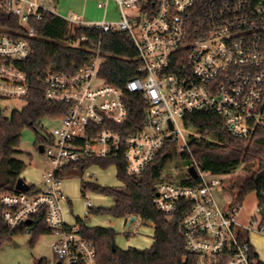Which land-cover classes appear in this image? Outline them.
I'll return each mask as SVG.
<instances>
[{"label":"built area","instance_id":"2783aa9c","mask_svg":"<svg viewBox=\"0 0 264 264\" xmlns=\"http://www.w3.org/2000/svg\"><path fill=\"white\" fill-rule=\"evenodd\" d=\"M113 1L118 6L116 21L85 22L72 14L64 19L72 28L129 35L141 65L124 89L142 102L141 124L115 129L128 119L126 94L99 78V45L72 74L46 70L39 79L41 101L64 112L43 119L56 123L51 131L44 129L42 145L52 170L42 174V187L35 193L15 190L0 195V225L9 232L31 234L44 220L55 237L53 264H97L93 242L62 219L64 197L56 175L66 166L122 158L127 173L140 175L166 140L175 142L180 153L185 151L183 118L198 111L216 114L237 139H250L264 128V0ZM0 12L15 17L22 29L0 33V99L25 102L29 84L18 64L30 57L27 40L35 36L33 25L47 13L57 15L56 7L54 0H0ZM89 42L81 37L69 45L77 48ZM190 168L196 173L195 184L160 183L153 205L169 220L178 203L188 205L179 232L197 264H254L249 235L264 236L263 213L257 209L254 226L238 224L240 206L228 199L226 176L202 171L196 163Z\"/></svg>","mask_w":264,"mask_h":264},{"label":"trees","instance_id":"16d2710c","mask_svg":"<svg viewBox=\"0 0 264 264\" xmlns=\"http://www.w3.org/2000/svg\"><path fill=\"white\" fill-rule=\"evenodd\" d=\"M35 36L28 39L31 50L30 57L18 66L26 73L29 84V96L20 110H13L6 115L0 104V195L15 192L16 181L26 169V164L14 155L20 145L21 133L25 128L32 129L36 134L37 147L46 141L44 135L36 129L46 117L61 116L63 108L44 104L41 101L39 79L48 69L60 73L72 74L85 65L92 54L94 46L99 45L102 64L98 76L106 83L125 92L128 107V119L116 130L129 128L131 123L139 126L142 121V102L127 93L124 85L127 80L138 75L141 62L137 50L125 32L102 33L98 28H72L61 16L45 14L43 19L33 25ZM15 17L0 12V33L21 31ZM74 33V34H73ZM73 35V36H72ZM88 37L91 42L81 43L79 47L69 45L70 41ZM1 103V99H0ZM108 126V125H106ZM105 127V126H104ZM184 129H194L198 136L189 135L185 151L180 153L175 142L166 140L163 147L154 157L148 168L140 175H131L125 170V162L117 159H89L81 163L66 166L56 177L61 180L68 175L80 176L89 166L97 165L107 168L115 165L116 177L122 187H103L95 183L81 182V192L87 191L110 196L114 206L109 209L88 208L92 215H109L114 218L137 217L143 222L152 223L154 243L148 249L129 248L120 250L115 245L116 233L112 229L102 227H86L82 220L76 219L78 231L82 238L93 242L96 247L97 264H197L196 256L188 252L185 239L179 232V221L185 211L183 202L178 203L174 218L169 220L153 205L156 186L163 182L181 186L195 184V179L187 170L193 163L202 170L217 175H230L239 168L249 173L241 183L233 182L225 190L236 193L232 206H241L245 197L255 193L258 209L264 215V128L256 130L247 140L231 136L220 117L211 111H198L187 114L183 118ZM180 163L185 173L174 177L167 167ZM36 192L34 185L29 184L28 194ZM188 208V207H187ZM18 233H11L0 225V245L10 241ZM29 241L33 247L42 235H51V230L44 220L36 225ZM254 264H264L258 256L251 253ZM39 264H48L45 259Z\"/></svg>","mask_w":264,"mask_h":264},{"label":"rangeland","instance_id":"374dc122","mask_svg":"<svg viewBox=\"0 0 264 264\" xmlns=\"http://www.w3.org/2000/svg\"><path fill=\"white\" fill-rule=\"evenodd\" d=\"M107 0H88L87 3V13L91 16L93 19L91 22H96L103 17L104 10H99L97 8L98 3H105ZM83 6V4H82ZM118 13V6L114 3L113 0H108L107 4V16L108 18H115L116 14ZM130 14V12H128ZM87 21V20H85ZM1 108L4 110L6 115H9L13 110H20L24 105L25 102L21 100H6L2 101ZM56 123L51 120H43L39 124L40 128L38 127L36 129L37 133L40 135H44V129L51 131L53 127H55ZM184 129V128H183ZM185 135L188 137L189 135L198 136L196 131L194 129H184ZM176 149L178 150V145H175ZM19 153L14 155V158L24 162L26 164V171L25 177L27 183L28 181V174L30 177L38 178L41 176V174L45 172H50L52 170V165L50 164L48 158L40 153L38 151V147L36 144V134L33 132L32 129L25 128L21 133V140L20 145L16 149ZM167 170L174 176L179 177L180 175L185 173L184 167L176 162L173 164H170L167 167ZM115 169L112 166H108L104 169L100 174L98 175V179L100 182L106 184V185H114L116 184V178H115ZM249 176V173L245 170L239 168L237 172L234 174L227 175L224 179V185L226 187L230 186L231 183L237 182L241 183L245 178ZM68 177V176H66ZM85 178V176H82ZM36 184H39V182L35 181ZM77 183L76 180H68L63 183V189L65 187L67 188L68 197L70 200H72V211L74 214H82L83 210V202L79 199L73 197V194H75L74 187ZM73 189L72 193L70 192V189ZM236 193L230 192L228 199H234ZM85 198H89L92 202L93 206L96 207V205H108L110 202V199L104 198V199H95L92 197V195L89 192H86ZM225 199L224 196H221V199ZM258 202L256 198L255 193L248 194L245 199L243 200L236 220L238 224L242 226H254L252 223V220H258V214H257V207ZM111 222V226L114 227V229H119V221L115 220L114 218L109 219ZM143 227L141 228V232L145 231V228H149L148 225H150L149 222H144L142 224ZM151 230V229H150ZM257 236H261L256 233H250L249 239L250 243L253 242L254 238ZM32 235L31 234H24V233H18L11 237L10 241H6L3 244L0 245V264H36L40 259H46V261L49 264H53L54 258L51 251V243L55 239L53 235H42L37 239L36 244L33 247H30L29 241L31 240ZM126 238L121 235H116L115 237V245L117 248L119 246H123ZM123 244V245H122ZM253 244V243H252ZM263 252H264V247ZM261 258L264 260V253L260 255Z\"/></svg>","mask_w":264,"mask_h":264},{"label":"crops","instance_id":"0c3cea01","mask_svg":"<svg viewBox=\"0 0 264 264\" xmlns=\"http://www.w3.org/2000/svg\"><path fill=\"white\" fill-rule=\"evenodd\" d=\"M87 3H88V0H54V5L56 7L57 15L64 18V17H67L68 15L72 14V15L79 16L83 21L87 20L85 22H91L93 19L87 13V11H88L87 10ZM82 4H83V6H82ZM98 4H100V3H98ZM98 4H97V8L99 10H104V14H103L102 18L96 19V20H98L96 22L116 21L118 19L119 13H117L116 17L113 19L108 18V16H107L108 0L105 1V3H102L105 5L104 8H99ZM110 166L114 167L115 173L117 174L116 166L115 165H110ZM102 171H104L103 168H100L97 165H91L80 176L68 175V177H65V178L60 180L59 189H60V192L62 193V195L64 197L60 201V209H61V215H62V219H63L64 224L66 226H73V225L77 226L76 219L79 218L80 220L83 221V223L86 227H89V228L102 227V228L112 229L116 233V235L123 234V236L126 238V240L123 243L124 245L122 244L123 246H121V247L119 246V249L123 250V251H126L129 248H135V249H140V250L150 248L151 245L154 243V240H153L154 229H153L152 223H150V225H148L149 228H145V231L141 232V228L143 227L142 224H144V222L139 220L137 217H135L134 220L131 221L130 218H114V217L109 216V215H92V214L88 213L89 207L109 209V208L113 207L115 203H114L113 198L110 196H105V195H101V194H97L94 192L87 191L95 199H104L105 197L110 199V202L108 205L98 204V205H96V207H94L92 202L90 201V199L85 198L86 193L83 196V194L81 192V182L82 181L86 182V183H95V184H97L99 186H103V187H116L117 188V187L123 186V184L117 179L116 174H115V178L117 181L116 184L111 186V185H106V184L100 182V180L98 179V175L96 176V174H100ZM25 173H27L26 169L21 174V178H23L24 180H26ZM82 176H85V178H83ZM27 178H28L29 183H27V181H25V182L27 184L34 185L36 190H38L42 187V174L38 178H34V179L32 177H30L28 174ZM68 180H76L77 181V183L75 184V187H74L75 194H73V197L76 196L75 198L78 197L77 199H79L80 201L83 202L82 214L81 213L80 214L79 213L74 214L72 211V205H73L72 200H70L68 197L69 195L67 192V188L65 187V189H63V183L65 181H68ZM35 181L39 182V184H36ZM72 191H73V189L71 188L70 192L72 193ZM112 218L119 221L120 225H119L118 230L114 229V227H112L110 225L111 222L109 219H112ZM252 243H251V245H252L254 253L258 256L259 261L264 263V260L260 256L264 253L263 248H262V247H264V236H257L256 238H254ZM40 260H42V259H40Z\"/></svg>","mask_w":264,"mask_h":264},{"label":"water","instance_id":"95a60500","mask_svg":"<svg viewBox=\"0 0 264 264\" xmlns=\"http://www.w3.org/2000/svg\"><path fill=\"white\" fill-rule=\"evenodd\" d=\"M169 126L172 127V124L169 123ZM168 139H170V137H168ZM42 145L38 147V151L40 153H42ZM189 173L193 176V177H196V173H195V170L193 168H190L189 169ZM15 190L17 191H22V192H27L29 190V184H27L25 182V180L23 178H19L17 181H16V184H15ZM134 216L130 217L131 221L134 220ZM30 222L27 221V224H29ZM59 264V263H57Z\"/></svg>","mask_w":264,"mask_h":264}]
</instances>
